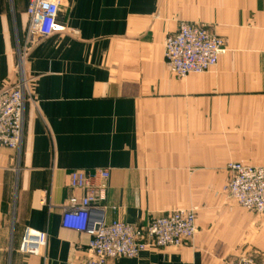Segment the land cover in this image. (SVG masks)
<instances>
[{"label": "crops", "instance_id": "crops-1", "mask_svg": "<svg viewBox=\"0 0 264 264\" xmlns=\"http://www.w3.org/2000/svg\"><path fill=\"white\" fill-rule=\"evenodd\" d=\"M28 4L0 0V90L17 79ZM57 21L25 60L23 144L0 147V264H83L90 238L62 226V205L82 193L70 171L97 168L111 174L108 222L198 209L190 241L110 264H264V214L223 190L230 163L264 167V0H61ZM183 21L227 51L178 78L164 44ZM27 228L48 232L42 255L20 252Z\"/></svg>", "mask_w": 264, "mask_h": 264}, {"label": "built area", "instance_id": "built-area-1", "mask_svg": "<svg viewBox=\"0 0 264 264\" xmlns=\"http://www.w3.org/2000/svg\"><path fill=\"white\" fill-rule=\"evenodd\" d=\"M61 0H29L28 26L23 43L17 46L15 83L0 90V147L20 150L24 139L26 103L32 100L31 84L24 71L25 60L40 41L65 29L57 21ZM165 61L178 78L215 68L227 51L225 41L203 25L181 22L177 32L165 40ZM225 186L228 197L239 206L264 212V167L232 162ZM109 169L71 170L69 186L80 190L62 205V226L87 234L88 258L83 264H110L118 258H137L149 249L182 246L198 232L197 208L179 209L145 224L121 220L108 222L105 213L113 208L107 201ZM49 234L27 228L20 252L42 255ZM225 264H261L253 257H240Z\"/></svg>", "mask_w": 264, "mask_h": 264}, {"label": "rangeland", "instance_id": "rangeland-1", "mask_svg": "<svg viewBox=\"0 0 264 264\" xmlns=\"http://www.w3.org/2000/svg\"><path fill=\"white\" fill-rule=\"evenodd\" d=\"M241 163V162H240ZM244 164V163H243ZM247 165V164H246ZM251 166V165H250ZM256 167H261V166H256ZM226 186V185H225ZM223 190H224V192L226 193V190H225V187L223 188ZM252 212V211H251ZM254 213H256V214H264V212L263 213H257V212H254ZM253 257V258H255L258 262H260L261 263V261H259V259L257 258V257H255V256H253V255H245V257ZM241 257H244V256H241ZM240 258V257H239ZM262 264V263H261Z\"/></svg>", "mask_w": 264, "mask_h": 264}]
</instances>
